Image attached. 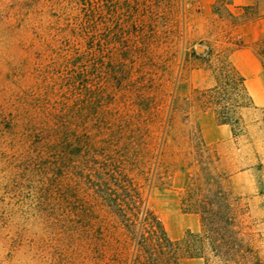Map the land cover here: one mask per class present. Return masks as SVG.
I'll return each mask as SVG.
<instances>
[{"label": "rangeland", "instance_id": "374dc122", "mask_svg": "<svg viewBox=\"0 0 264 264\" xmlns=\"http://www.w3.org/2000/svg\"><path fill=\"white\" fill-rule=\"evenodd\" d=\"M256 58L218 139L202 104ZM205 167L264 257V0H0V264H132Z\"/></svg>", "mask_w": 264, "mask_h": 264}, {"label": "trees", "instance_id": "16d2710c", "mask_svg": "<svg viewBox=\"0 0 264 264\" xmlns=\"http://www.w3.org/2000/svg\"><path fill=\"white\" fill-rule=\"evenodd\" d=\"M194 53L196 54V51ZM222 64L220 74L228 78L229 83L219 81L218 76L212 91L228 98L222 103L214 100L215 95H210L202 105L204 108H213L218 121L231 124L234 135H237L235 127L239 123L233 120L232 111L235 105L230 102L232 94L228 91H246L245 80L230 60H225ZM234 77L237 78L235 82ZM237 92L235 94H238ZM205 169L208 178L203 184L196 185L195 190L200 198L194 205V209L201 214L202 231L196 234L188 233L181 240H172L164 225L155 221L150 224L149 234L144 238L146 242L140 246L142 253L135 254L132 264H183L184 253L179 252L181 245L185 254L202 257L206 262L210 259L208 254H211L222 264H264V257L255 247L251 233L243 232L239 216L243 210L240 208L241 197L222 183L224 172L210 174L209 168ZM261 192L264 193V180Z\"/></svg>", "mask_w": 264, "mask_h": 264}, {"label": "crops", "instance_id": "0c3cea01", "mask_svg": "<svg viewBox=\"0 0 264 264\" xmlns=\"http://www.w3.org/2000/svg\"><path fill=\"white\" fill-rule=\"evenodd\" d=\"M204 2L211 4L215 3L217 0H203ZM252 2V0H230V6H243L248 5ZM255 58V55H254ZM262 65L260 62H257V58L255 59L254 68H245L244 66L238 67L239 73L244 77L245 82H247V78L252 77L253 75L256 76L257 73L261 70ZM253 76V77H254ZM252 80L250 79V82ZM244 82V83H245ZM255 90V89H254ZM257 91V90H255ZM216 119V128L219 131L218 139H222L225 136L227 131V124L228 123H221L218 121L217 115L214 113ZM230 125V124H228ZM232 130V125H230ZM233 132V130H232ZM234 135V134H232ZM205 141V140H204ZM207 145V143L205 142ZM227 173V172H226ZM229 178L237 177L238 173L236 172H229L227 174ZM174 216H179L177 222L174 223L173 226L164 225L168 236L172 240H179L180 238L184 237L185 232H192V233H200L202 231V218L200 212L195 209L186 210L185 212H177L175 211Z\"/></svg>", "mask_w": 264, "mask_h": 264}]
</instances>
